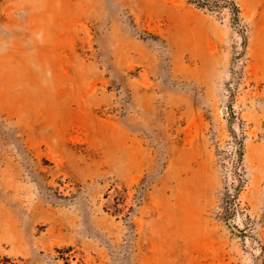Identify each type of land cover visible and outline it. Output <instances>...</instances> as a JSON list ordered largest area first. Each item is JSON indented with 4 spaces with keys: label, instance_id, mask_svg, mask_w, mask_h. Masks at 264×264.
<instances>
[{
    "label": "rangeland",
    "instance_id": "obj_1",
    "mask_svg": "<svg viewBox=\"0 0 264 264\" xmlns=\"http://www.w3.org/2000/svg\"><path fill=\"white\" fill-rule=\"evenodd\" d=\"M0 264H264V0H0Z\"/></svg>",
    "mask_w": 264,
    "mask_h": 264
}]
</instances>
